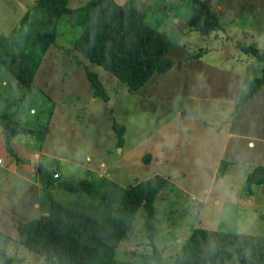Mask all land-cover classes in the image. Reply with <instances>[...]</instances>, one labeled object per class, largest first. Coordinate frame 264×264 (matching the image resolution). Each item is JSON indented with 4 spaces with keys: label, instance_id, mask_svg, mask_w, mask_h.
Instances as JSON below:
<instances>
[{
    "label": "rangeland",
    "instance_id": "1",
    "mask_svg": "<svg viewBox=\"0 0 264 264\" xmlns=\"http://www.w3.org/2000/svg\"><path fill=\"white\" fill-rule=\"evenodd\" d=\"M88 1L68 0L67 6ZM134 1L173 42L168 56L174 66L168 72L155 73L138 91L128 92L73 49L82 27L74 14H66L35 72L34 86L19 85L0 65V121L13 116L36 128L38 140L39 132L46 137L48 131L47 149L78 164L71 177L60 165V181L92 180L95 190H102L101 182L108 180L116 191L155 174L166 179L153 202L152 241L145 237L139 208L116 250L120 260L138 261L137 255L153 245L161 263L172 264L195 228L264 235V183L245 188L246 176L264 165V85L258 97L237 106L250 80L262 75V62L239 48L252 45L264 54V0H204L222 27L210 35L187 26L191 0ZM34 2L0 0V35H8ZM87 69L97 73L107 100L93 95ZM114 121L124 127L121 146ZM47 196L79 208L87 199L86 193L59 188L47 189ZM20 208L15 211L21 219L0 210V253L24 257L18 264H55L18 242L15 222L38 217V209Z\"/></svg>",
    "mask_w": 264,
    "mask_h": 264
},
{
    "label": "trees",
    "instance_id": "2",
    "mask_svg": "<svg viewBox=\"0 0 264 264\" xmlns=\"http://www.w3.org/2000/svg\"><path fill=\"white\" fill-rule=\"evenodd\" d=\"M191 1L194 8L187 21L191 30L210 35L222 28L216 11L206 1ZM67 4L68 0H35L19 24L8 35H0V65L19 85L34 86L35 72L55 40L57 24L66 14H74L76 23L82 27L73 49L121 81L130 93L138 91L153 74H164L174 66L168 56L172 40L147 21L134 0L123 3L89 0L73 9ZM239 50L262 62V75L250 80L247 91L238 100L237 106L241 107L264 85V54L252 45L241 46ZM87 77L93 95L107 100L108 94L97 73L87 69ZM3 125L6 149L17 157L10 147V139L15 132L28 129L10 117L4 119ZM113 128L121 146L124 127L114 121ZM38 137L42 141L44 133L39 132ZM39 174L42 185L56 181L59 189L86 193L85 207L41 200L40 208L46 214L18 225L21 245L55 264H162L153 245L149 253H139L135 262L120 260L115 253L139 208L144 213L145 237L152 241L153 202L166 184L163 176L155 174L115 191L112 186L108 187L112 184L108 180V184L101 182L102 190H95L92 180L60 181L42 167ZM255 183H264V165L255 167L246 176V190H251L250 186ZM23 261L22 256L0 253V264ZM172 264H264V235L195 228Z\"/></svg>",
    "mask_w": 264,
    "mask_h": 264
},
{
    "label": "crops",
    "instance_id": "3",
    "mask_svg": "<svg viewBox=\"0 0 264 264\" xmlns=\"http://www.w3.org/2000/svg\"><path fill=\"white\" fill-rule=\"evenodd\" d=\"M6 84L5 81H2L3 86ZM259 94L260 93L256 94L250 99L254 100ZM246 105L247 104L244 106ZM30 110L34 109L30 108ZM11 118L20 126H24L23 121L14 118L13 116ZM26 128L28 129L27 131L15 132L14 136L10 139V147L15 156H17L14 157L6 149V130L3 122L0 121V210H2V212L5 210L8 211L10 216H12L11 212H15L14 217L11 219H21L20 216H16V207H21L20 211L28 208L38 209V217L41 215L40 212L46 214V211L39 209L40 201L45 198L49 199L47 196V189L55 190L57 187L55 185L56 181H51L48 185L41 184L39 168L42 167L46 170L52 168L51 173L54 177L56 176L55 178H57V180H60L62 176V173L58 170L60 165H66L64 168L69 171V177L72 176L71 171L73 167H78V164H76L71 158L68 159L63 156V154L66 153L60 151L56 156L53 152H50L47 149L48 131L46 132V137L41 141L40 139H37L36 135H34L36 128ZM62 144L63 143L60 141V145ZM252 144L253 142L249 141V145ZM60 150L63 149L60 148ZM19 198L21 199V205L18 204ZM10 203L12 204L10 205ZM19 223L16 221L14 228H18Z\"/></svg>",
    "mask_w": 264,
    "mask_h": 264
},
{
    "label": "built area",
    "instance_id": "4",
    "mask_svg": "<svg viewBox=\"0 0 264 264\" xmlns=\"http://www.w3.org/2000/svg\"><path fill=\"white\" fill-rule=\"evenodd\" d=\"M56 177V176H55Z\"/></svg>",
    "mask_w": 264,
    "mask_h": 264
}]
</instances>
